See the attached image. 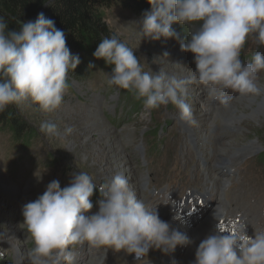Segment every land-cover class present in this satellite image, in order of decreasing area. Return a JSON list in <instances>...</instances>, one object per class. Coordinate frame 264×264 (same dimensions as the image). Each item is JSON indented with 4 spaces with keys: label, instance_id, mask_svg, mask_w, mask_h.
<instances>
[{
    "label": "rangeland",
    "instance_id": "obj_1",
    "mask_svg": "<svg viewBox=\"0 0 264 264\" xmlns=\"http://www.w3.org/2000/svg\"><path fill=\"white\" fill-rule=\"evenodd\" d=\"M142 18L122 9L105 11V22L110 31L135 52L145 71L163 72L178 78L191 75L188 69L196 68L194 54L183 51L176 39L153 41L143 38ZM198 25L199 22L184 26L174 24L173 28L180 35L184 34L182 39L186 43L191 33L198 30ZM255 40L254 37L248 39L244 55L255 49ZM262 47V50L257 49L264 53V44ZM80 59L82 62L76 70L81 68L82 72L77 77L73 75L76 70L68 73L69 85L59 109L44 112L35 104L18 107L36 132L28 149L17 144L9 132L0 131V264H30L29 251L34 244L23 224L22 206L43 194L49 182L58 180L64 188L75 171H86L97 185L94 192L99 194V186L107 184L114 175L127 176L123 171L125 166L107 169L110 164L107 150L110 146L116 149V145L123 146L124 157L130 162L134 175L129 180L132 190L146 205L156 208L159 215L177 211V205L190 196L198 200L209 193L204 204L206 202L211 209L199 214L200 219L195 218L196 224L204 221L206 224L191 231L204 227L206 237L216 234L211 223L217 222L215 214L220 207L225 217H229L224 228L228 232L222 235L237 236L246 231L247 235L253 236L264 232V171L262 164L256 168L259 160H254L264 153V111L256 117L253 110L245 109L246 118L235 123H228L230 119H224L222 114L216 119L212 114L204 119L210 109H222L236 103L243 95L229 89L225 93V103L224 97L210 99L203 85L193 83L188 86L187 103L196 123H190L192 131L189 133L190 127L181 124L179 110L174 105L169 103L159 109H147L134 91L109 86L107 81L112 69L88 56H80ZM90 61L95 63L94 69L88 68ZM258 83L264 87V71L258 73ZM199 92H203V97L198 95ZM132 93L133 96L129 95ZM258 98L264 108V93ZM254 109L258 110V105ZM93 111L99 112L110 128L103 137L99 135L103 127L94 124ZM45 122L54 123L59 134L50 135L42 130L41 125ZM68 127L73 131L65 135ZM157 128L165 131L160 139H156ZM147 140L163 142L159 147H153L154 151H159L155 155L149 156ZM223 143L239 144L240 150L221 166L222 163H215L216 148ZM96 202L93 201V211L98 209ZM162 220L176 230L175 221ZM12 232L18 234L16 239L8 237ZM185 233L191 240L190 232ZM190 245L183 247L172 264H194L195 255L189 254ZM74 254L85 255L75 264H160L169 256V253L150 249L143 260L130 263L129 255L123 251L91 247L86 242L75 246ZM62 264L67 262L62 261Z\"/></svg>",
    "mask_w": 264,
    "mask_h": 264
},
{
    "label": "clouds",
    "instance_id": "obj_2",
    "mask_svg": "<svg viewBox=\"0 0 264 264\" xmlns=\"http://www.w3.org/2000/svg\"><path fill=\"white\" fill-rule=\"evenodd\" d=\"M151 10L140 21L143 38L153 41L176 39L185 52L194 54L195 70L178 78L145 71L135 52L117 35L103 38L93 56L112 65L109 86L134 91L147 109L174 105L182 120L195 124L187 103L188 86L203 85L210 99L226 103L225 93H264L258 73L264 71V53L256 52L244 63L241 52L250 37L264 44V0H148ZM46 5V4H45ZM48 6V5H46ZM185 43L174 24L193 25ZM167 55V53H165ZM79 54L67 46L66 35L55 21L40 12L35 20L21 21L18 30L9 29L0 17V112L9 105H38L44 112L60 108L68 88V73L81 64ZM90 61L88 68L94 69ZM50 135H58L52 122L41 125ZM73 129H65V135ZM97 185L86 171L74 172L68 186L52 180L43 194L22 206L23 224L34 246L30 264H74V247L85 242L91 247H107L115 252L148 256L150 249L168 254L191 240L172 230L156 208H150L132 190L127 178L114 175L99 186L101 198L93 211L92 197ZM194 264H264V232L253 236L246 231L237 236L221 232L203 239Z\"/></svg>",
    "mask_w": 264,
    "mask_h": 264
},
{
    "label": "trees",
    "instance_id": "obj_3",
    "mask_svg": "<svg viewBox=\"0 0 264 264\" xmlns=\"http://www.w3.org/2000/svg\"><path fill=\"white\" fill-rule=\"evenodd\" d=\"M113 8L143 17L151 10V5L148 0H0V17L4 18L9 29L18 30L21 21L35 20L43 12L65 32L67 46L73 54L82 58L88 56L112 69L114 66L106 64L103 59L97 60L93 52L103 38L114 35L105 22V11ZM81 72V68L76 70L74 77ZM67 83L69 85V81ZM0 131L9 132L13 140L26 149L36 138L33 127L15 104L0 112Z\"/></svg>",
    "mask_w": 264,
    "mask_h": 264
},
{
    "label": "bare ground",
    "instance_id": "obj_4",
    "mask_svg": "<svg viewBox=\"0 0 264 264\" xmlns=\"http://www.w3.org/2000/svg\"><path fill=\"white\" fill-rule=\"evenodd\" d=\"M198 95L200 97H203V92L202 93L199 92ZM256 105H258V110H255L254 109V107ZM262 106L263 105L260 103L259 98H258V95L252 94V95H249L248 96V94H246V95H243L239 101H236V103L228 104V105L224 106L222 109H219V108H217V109H210L209 111H207L205 113L204 119H207L211 114L214 116V119H216L220 114H222L223 117H224V119L226 117L230 119L228 121V123H235V121H237L239 119L241 120V119H245L246 118L245 109L253 110V115H256V117H257V115L262 114V112L264 111V108H262ZM92 115H93V118L95 120L94 121V124L97 127H98V125L99 126L101 125V127H103L101 129V131L99 132V135L101 137H103L104 135H107L110 132L109 131L110 128L106 125L105 121L100 116V113L97 112V111H93L92 112ZM181 124L184 127H186V128H188V126L190 127V129L188 128L189 129V133L192 131V128H191L190 123L188 121L182 120V123ZM116 146H117L116 149L113 146H110V148H108V150H107L108 151V159L110 160V164L107 165V169L110 170V169H112L114 167H117V166H125V169L126 170H123V171H124V173L127 174L126 178L129 181L130 179H133L134 178V175H132V173H131L130 162L127 159H125V157H124L123 146H121V145L120 146L119 145H116ZM239 150H240V145L239 144H236V145L235 144L229 145V144H224V143L223 144H219L217 146V148H216V160H215V163L216 164L222 163V164H220L221 166L222 165H225V163L227 162V160H229L227 158H230L231 155H234ZM123 159H125V160L123 161ZM210 177H212V176H210ZM218 179H219V177H218ZM214 222H216V221H214ZM170 227H171V229H174L173 228V225H171V224H170ZM190 235L192 236L191 237V240L192 241H191V245L189 246V254L190 255H195L199 243L201 242L202 239H204L206 237V234L204 232V227L203 228L201 227V228L197 229L196 231H191L190 232ZM8 237H11V239H16V237H18V234L12 232V233L8 234Z\"/></svg>",
    "mask_w": 264,
    "mask_h": 264
}]
</instances>
